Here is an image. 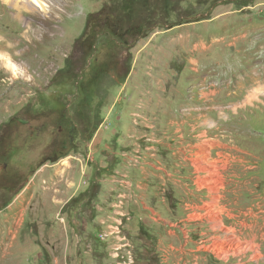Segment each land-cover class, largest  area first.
Segmentation results:
<instances>
[{"label": "rangeland", "instance_id": "obj_1", "mask_svg": "<svg viewBox=\"0 0 264 264\" xmlns=\"http://www.w3.org/2000/svg\"><path fill=\"white\" fill-rule=\"evenodd\" d=\"M39 1L46 6L31 0H0V123L13 116L32 119L29 100L39 90L60 88L64 77H51L62 71L67 57L84 68L88 58L74 53L75 43L82 39L97 46L91 58L109 57L110 67L121 59L127 68L119 76L95 71L105 78V90L94 97L92 109L87 106L89 125L77 117L72 151L38 165L46 136L34 140L37 159L30 162V169L22 167L24 184L10 192L0 208V264H165L160 250L165 245L154 240L166 239L169 227L143 231L137 226L133 235L124 227L128 220L124 208L113 224H98L94 218L99 180L116 161L115 154L105 151L117 152L119 137L127 146L131 125L145 122L140 106L147 107L148 99L157 100L172 87L184 90L185 125L208 122L200 131L215 141L198 146L200 156L195 152L186 156L199 161L197 171L205 174L192 180L209 193L207 197L201 192L196 217L216 231L205 243L203 261L243 264L240 259L250 246L230 228L231 217L250 209L259 216L262 210L264 216V0ZM115 25L121 29L115 31ZM124 31L131 34L122 37ZM105 43L115 47L105 49ZM233 63L239 64L237 69ZM81 69L76 71L80 76ZM148 91L154 98L144 96ZM223 145L236 148L235 162L226 164L222 155L207 158L208 149ZM122 154L120 159L132 156ZM157 213L173 221L178 214L166 208ZM129 237L136 242L135 250ZM142 242L149 252L143 251ZM105 245L110 254L102 252Z\"/></svg>", "mask_w": 264, "mask_h": 264}, {"label": "crops", "instance_id": "obj_2", "mask_svg": "<svg viewBox=\"0 0 264 264\" xmlns=\"http://www.w3.org/2000/svg\"><path fill=\"white\" fill-rule=\"evenodd\" d=\"M238 65L233 63V68L237 69ZM256 88L254 94L258 95L259 90ZM149 91L144 96L151 94L148 97L154 98L153 93ZM211 91L206 92L205 96L207 97ZM137 92L139 93L138 90ZM148 100L147 107L140 106L143 110L144 125H131L132 133L129 135L128 145L120 144L119 137L116 139L118 151L115 153L108 149L105 151L107 154H115L116 161L109 163L104 170L106 175L99 180L100 192L96 198L100 202L95 207L98 216L94 219L98 224L100 221L103 224H113L119 220V210L124 208L128 216L124 227L133 231V235L137 234L135 232L137 226L138 230L143 231L148 227L153 229L169 227L165 230L168 236L166 239L156 237L157 241L154 240L157 245L161 243L165 245L160 249L165 264H200V261L205 264L204 246L214 237L216 231L211 229V224L206 220L196 217L200 215L203 197L200 195L201 192L204 191L207 197L209 193L195 185L192 178L197 174L192 167L193 159L186 156H190L191 152H199L198 146L203 143L214 144L215 141L206 138V132L200 131L207 127L204 124L208 122L200 121L198 125H194L195 123L185 125L188 119L181 111V107L184 106V90L172 87L157 100ZM219 148L213 146L208 149L207 158L222 155L226 164L228 160L235 162L233 151L236 148L227 145ZM120 153H124L122 155L131 153L132 156L126 154L125 158L120 159ZM218 160L221 159L213 161ZM220 167L219 170H224L221 173L226 174V170ZM229 167L231 169L232 165ZM117 170L121 171L118 175L115 174ZM210 179L214 177L210 176ZM220 190L222 192L223 189ZM163 208L168 209L170 213H178L175 221L163 219L157 213V210ZM114 211L116 214L112 217L111 213ZM249 211L248 214L231 217L230 228L235 230V235L241 243L250 246L244 257H241L243 259H240L243 264H264V216L261 215L263 211L259 212L260 216L251 209ZM150 221L156 225L152 226ZM210 231L213 232L211 236ZM129 240L135 250L136 242L134 243L130 237ZM142 244L145 246L143 251L149 252L145 242ZM109 250L110 246L105 245L102 252L110 254ZM237 264L242 263L238 261Z\"/></svg>", "mask_w": 264, "mask_h": 264}, {"label": "flooded vegetation", "instance_id": "obj_3", "mask_svg": "<svg viewBox=\"0 0 264 264\" xmlns=\"http://www.w3.org/2000/svg\"><path fill=\"white\" fill-rule=\"evenodd\" d=\"M120 29L115 25V31ZM130 34L124 31L122 37ZM85 39L75 43V49L79 47L78 51L74 49L77 55L88 58L84 68H80L82 63L74 65V57H67L68 63L60 69L63 72L56 71L51 77V80L64 77L60 82V88L49 90L48 93L39 90L29 100L31 113L34 114L32 119L13 116L8 121L0 123V207L10 192L18 190L24 184L26 175L22 167L30 169L32 166L30 162L37 159L35 156L37 154L33 152L34 140L41 135L46 136L43 151L37 155L38 158H42L38 165L57 161L75 148L77 117L79 119L82 117L80 119L82 124H88L85 116L87 106L90 105L88 110L92 109L94 97L100 93V89L105 90V87L103 88L105 78L99 77L95 71L106 73L105 76L111 71L115 72L112 76L125 73L127 67L121 59L117 61L115 67L113 65L110 67L112 60L109 57L104 61L91 58L98 49L94 43H86ZM104 46L109 50L115 47L110 43H105ZM78 69L82 71L81 76L76 73ZM28 159H30L28 162H24Z\"/></svg>", "mask_w": 264, "mask_h": 264}, {"label": "built area", "instance_id": "obj_4", "mask_svg": "<svg viewBox=\"0 0 264 264\" xmlns=\"http://www.w3.org/2000/svg\"><path fill=\"white\" fill-rule=\"evenodd\" d=\"M197 156H200V153H198L197 152V154H196ZM194 161V160H193ZM198 164H199V161H198ZM198 164L197 163H192V167H194V169H195V173L198 175V174H205V173H202L201 171H197V168L198 167H200V166H198ZM203 172H205V171H203ZM206 174H207V172H206ZM223 248V250H225L224 248H226V246L225 247H217V249L218 250H220V249H222ZM227 250V249H226ZM224 253V252H223Z\"/></svg>", "mask_w": 264, "mask_h": 264}, {"label": "bare ground", "instance_id": "obj_5", "mask_svg": "<svg viewBox=\"0 0 264 264\" xmlns=\"http://www.w3.org/2000/svg\"><path fill=\"white\" fill-rule=\"evenodd\" d=\"M31 1H32L33 3H36V4L39 3L40 6H42V7H45V6H46V5L44 6V3H41L39 0H31ZM9 69H10V71H11L12 74L17 75V71H16V69H14V68H12V67L9 68Z\"/></svg>", "mask_w": 264, "mask_h": 264}, {"label": "trees", "instance_id": "obj_6", "mask_svg": "<svg viewBox=\"0 0 264 264\" xmlns=\"http://www.w3.org/2000/svg\"><path fill=\"white\" fill-rule=\"evenodd\" d=\"M95 129H96V128H94V130H93V131H95ZM97 193H98V192L96 191V194H94V195L96 196V195H97ZM95 196H94V197H95ZM0 208H1V207H0Z\"/></svg>", "mask_w": 264, "mask_h": 264}]
</instances>
